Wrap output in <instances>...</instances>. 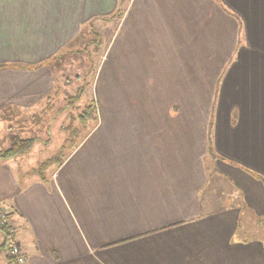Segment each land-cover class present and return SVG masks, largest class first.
I'll list each match as a JSON object with an SVG mask.
<instances>
[{"label":"crops","instance_id":"1","mask_svg":"<svg viewBox=\"0 0 264 264\" xmlns=\"http://www.w3.org/2000/svg\"><path fill=\"white\" fill-rule=\"evenodd\" d=\"M119 3L0 0V151L66 112L90 29L120 63L104 125L46 178L0 159V264L10 241L23 264H264V0Z\"/></svg>","mask_w":264,"mask_h":264},{"label":"rangeland","instance_id":"2","mask_svg":"<svg viewBox=\"0 0 264 264\" xmlns=\"http://www.w3.org/2000/svg\"><path fill=\"white\" fill-rule=\"evenodd\" d=\"M119 4V8L123 11L125 0H120ZM122 4H124L123 7ZM91 40L94 39L84 34L79 39V50L81 54L74 55L71 58L65 57L66 59L69 58V60L64 64L65 67L62 73L65 77L71 78L77 75L79 80L76 85L73 84V87L60 85L58 88L59 90L63 89L65 91L64 102L54 104L55 107L59 109L63 107L66 111L62 117L55 120L52 118L51 113H47L48 118L43 115L38 120H28L25 122L26 126L23 124L16 125L18 126V131H24L23 129L26 130L27 128L32 129L31 135L25 133L23 135L35 139L31 150L21 157H18L17 162L21 165L11 168L13 172L16 170L14 173H16L15 175L20 180L25 178L38 180L49 169H56L58 164L70 155L74 145L88 138L90 129L98 126L100 121L104 125L106 108L104 106L103 91L109 85H111L112 94H115L118 90L115 85L117 82L119 84L120 63L119 57L114 58L112 53L109 54L106 60V56L102 50L103 39H100V45L98 46L96 44L89 45L88 43ZM74 47H76V50L78 49L76 43ZM84 52H87V54H84ZM95 83L97 85L96 90ZM77 89L80 90V94H77ZM95 92L97 96H95ZM73 97H76L74 101L71 100ZM87 106H94L97 114L94 119L87 118L85 123L82 124V120L78 117L81 115V112H84ZM23 135H20V137L23 138ZM46 144L47 146L45 147ZM29 159L35 162L38 161L39 163L35 164L39 166H25V164L31 165L28 162L24 163ZM41 165L44 167L42 168ZM44 178L46 177L44 176Z\"/></svg>","mask_w":264,"mask_h":264},{"label":"trees","instance_id":"3","mask_svg":"<svg viewBox=\"0 0 264 264\" xmlns=\"http://www.w3.org/2000/svg\"><path fill=\"white\" fill-rule=\"evenodd\" d=\"M120 15H121V9L118 8V11L112 17V20L118 19ZM90 31H91L90 37H92L94 40H91V42L88 44L89 45L96 44L97 46L100 45V37L98 36V34L93 29H90ZM84 54H87V52L86 53L84 52ZM78 94H80V90ZM75 99L76 97L71 98L72 101H74ZM95 113L96 111H95L94 106H87L84 112L83 113L81 112V115L78 118L81 119L82 120L81 123L84 124L87 118L94 119ZM34 141H35L34 138H22L19 135H9L8 136V144H9L8 148L6 150L0 151V159L6 160V159L14 158L16 156L17 157L21 156L29 152L34 144ZM41 167L43 168L44 166L41 165ZM0 229L5 231V226L4 225L0 226ZM8 244H4L2 247H7L8 249L9 248ZM7 253H8V250H7ZM9 258L11 259V257Z\"/></svg>","mask_w":264,"mask_h":264},{"label":"built area","instance_id":"4","mask_svg":"<svg viewBox=\"0 0 264 264\" xmlns=\"http://www.w3.org/2000/svg\"><path fill=\"white\" fill-rule=\"evenodd\" d=\"M8 247V254L9 257H11L12 261L16 264H23L24 258L20 254L17 244L13 241H10Z\"/></svg>","mask_w":264,"mask_h":264}]
</instances>
